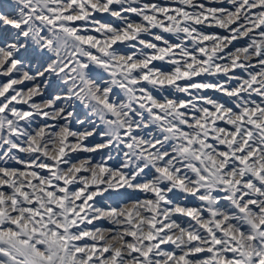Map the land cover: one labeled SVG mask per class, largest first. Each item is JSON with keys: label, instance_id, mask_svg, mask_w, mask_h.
I'll return each mask as SVG.
<instances>
[{"label": "snow or ice", "instance_id": "6c2138e0", "mask_svg": "<svg viewBox=\"0 0 264 264\" xmlns=\"http://www.w3.org/2000/svg\"><path fill=\"white\" fill-rule=\"evenodd\" d=\"M175 2L0 0V165L22 166H0V264H264V0ZM241 38L250 43L231 51ZM205 74L237 83L193 79ZM145 84L190 99H158ZM207 89L230 103L192 94ZM75 102L87 109L83 119ZM34 117L45 123L30 131ZM104 149L98 163L75 155ZM113 151L123 156L115 167ZM113 195L134 202L97 206ZM189 196L201 206L177 202ZM200 253L209 255L194 258Z\"/></svg>", "mask_w": 264, "mask_h": 264}, {"label": "rangeland", "instance_id": "374dc122", "mask_svg": "<svg viewBox=\"0 0 264 264\" xmlns=\"http://www.w3.org/2000/svg\"><path fill=\"white\" fill-rule=\"evenodd\" d=\"M151 2V0H141V4L144 3H148ZM197 3H204L207 7H218L219 5L210 2V0H197ZM161 6H165V7H178L180 5H178L175 0H166V1H161L158 3ZM133 6H139V5H133ZM228 7H231V5H226ZM124 7H128V5H124ZM113 8H116L119 10L120 6L119 5H113ZM123 15L125 17L129 18L130 22H135V23H141V18L139 16H136L134 13H130V12H125L123 13ZM95 18L100 20L103 23H111L114 26L117 27H122V23L115 17H111L109 16L107 13H96L95 14ZM199 30H201L202 32L206 33V34H215L218 36H223V35H228L229 33L226 32L224 29L215 27L212 29H206V27H204L203 25H197L196 26ZM258 31L256 33L251 34V36H257V38L259 39L258 36ZM152 34H158L163 36L166 40H168L171 43H180L181 41L177 39V37L171 33H166L161 31L160 29H152L151 30ZM181 37H183V34H180ZM141 39L156 43L158 46L163 47L164 45L162 44V42L160 41H154L152 39V35L149 34H142ZM254 38V37H252ZM132 43H136V42H132ZM250 43V39L249 38H242V39H238L236 41H233V44L230 45L229 49H231V51H235L236 47H244L247 46V44ZM189 49H192V44L189 41L188 45ZM118 47L120 49H122L125 52L131 53L132 51H134V49L131 48H127L126 45H118ZM143 48L142 45L137 44V49ZM228 49V50H229ZM225 50V51H228ZM144 52L146 53H151L152 50L151 49H143ZM154 64L158 67H160L161 69L164 70H168L170 69L172 66L168 65L166 63H164L163 61H155ZM254 70V69H253ZM249 71V70H248ZM255 71V70H254ZM235 73L237 75H240L242 77H246L247 73L243 70V69H236ZM7 78H2L0 77V80H6ZM196 82H210V83H227L229 86H234L237 81H227V78L223 75H217V76H208V75H201L198 77H194L193 78ZM178 83H180L181 85H185L187 83H190V81H179ZM146 88H148L150 91L153 92V94L158 98V99H163L165 96H167L170 99H182V100H189L190 97L185 95L184 93H178L175 92L174 89L171 88H165L163 91H159L155 88H152L151 85H144ZM23 87V86H21ZM26 90V89H25ZM117 93L119 94V90H116ZM192 94L193 96H205V97H210L212 99H216L220 102H229L230 103V98L227 96H224L222 93L216 92L212 89H207V90H201V91H197V90H192ZM121 96V98H123L122 94H119ZM256 99H259L258 97ZM36 103H42V98L41 97H35L34 98ZM197 106H207V105H203L202 102L196 101ZM76 107H75V111L77 112V114L80 116V118H84V114L87 112V109H85L82 105L79 104V102H75ZM18 109L20 110H24L27 111L28 106L26 104H19V105H15ZM210 107V106H208ZM88 119H95L94 117H88ZM45 120L42 119L41 117H34L32 119V126L31 129H29L30 131L32 129H35L39 126L44 125ZM47 123H63V121L57 122V121H47ZM22 126H26L25 122H21ZM73 130H83L82 126L78 125V124H73L72 125ZM15 139V138H14ZM91 139V138H90ZM98 139V138H97ZM87 143V142H86ZM109 150L108 149H104L102 151L96 152V153H79V154H75L78 155L80 159H92L93 163H98L100 162L102 159H107V154H108ZM15 155L19 156V157H23L24 159H28L27 154L25 153H18L16 152ZM112 156L113 159L108 161L109 166H117V161H122L123 156L122 153L117 154L115 151L112 152ZM74 162H79V161H74ZM0 166H6V167H12V168H22L21 165H17L14 161H8L7 164H3ZM149 179L151 178V176L148 177ZM123 191V190H121ZM107 196V194H105ZM135 197H138L140 200H143L145 198L144 193H135L133 194ZM97 201H99V203L97 204L98 207H102L107 209L109 206L115 207V206H123L124 204H128V203H132L133 201L127 200V199H118L115 197V195H113L112 197L108 198V199H104L103 197H97ZM178 203H180L182 206H188V207H195V206H201L200 202L195 200V198L193 197H187L186 199H184L183 197H181L180 200L177 201ZM205 215H207L205 213ZM173 219H177L182 226L188 228L190 226H194V222L190 220V218L188 217H173ZM97 224L103 225L104 227H111L110 225H108V223L106 221H99L96 222ZM91 227V226H89ZM164 250H174V246L173 245H162L161 246ZM207 253H200L197 255V257L194 258H206L207 257Z\"/></svg>", "mask_w": 264, "mask_h": 264}, {"label": "bare ground", "instance_id": "6f19581e", "mask_svg": "<svg viewBox=\"0 0 264 264\" xmlns=\"http://www.w3.org/2000/svg\"><path fill=\"white\" fill-rule=\"evenodd\" d=\"M163 2V1H166V0H151V2H148L147 4H152V3H156V4H158L159 2ZM168 7V6H167ZM127 18V20L129 21V18L128 17H126ZM121 23H122V25H124V23H125V21H123V20H120V19H118ZM204 27H206V29H212V28H215V27H207V26H205V25H203ZM252 37H254V38H256V39H258L257 38V36H252ZM242 39V38H241ZM230 47V46H229ZM225 50H228V49H225ZM227 52V51H226ZM220 63H224V61H219ZM252 63L253 64H255L256 63V60H255V58L253 59V61H252ZM254 70H256L255 68H253ZM253 69H249V71H254Z\"/></svg>", "mask_w": 264, "mask_h": 264}]
</instances>
